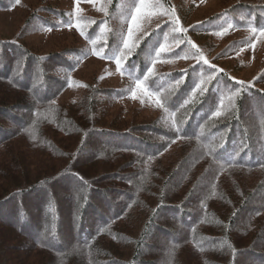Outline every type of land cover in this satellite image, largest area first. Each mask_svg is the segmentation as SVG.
<instances>
[{
  "label": "trees",
  "instance_id": "16d2710c",
  "mask_svg": "<svg viewBox=\"0 0 264 264\" xmlns=\"http://www.w3.org/2000/svg\"><path fill=\"white\" fill-rule=\"evenodd\" d=\"M100 3L101 13H76L81 41L61 49L26 38L63 30L70 12L52 0H25L16 35L0 36V225L28 251L16 264H264V72L239 80L195 46L221 27L264 25V1L232 0L190 23L169 0ZM141 5L166 13L139 39L125 25ZM88 45L103 50L85 61L112 63L129 81L76 80ZM182 56L193 62L155 66ZM137 81L160 101L155 116L101 124L98 107ZM73 86L82 95L64 104Z\"/></svg>",
  "mask_w": 264,
  "mask_h": 264
},
{
  "label": "rangeland",
  "instance_id": "374dc122",
  "mask_svg": "<svg viewBox=\"0 0 264 264\" xmlns=\"http://www.w3.org/2000/svg\"><path fill=\"white\" fill-rule=\"evenodd\" d=\"M24 1L25 0H20L19 4H12L9 8H0V36L12 37L16 35L26 14L24 5L22 6ZM52 1L67 9V11L70 12L71 17L67 23L61 25L63 30L49 29L43 32L42 39L38 36H26L29 41L35 40V38L40 40L42 48H48L50 46L58 47L63 41L65 43L66 40H71L72 35L75 36L77 41H81L80 37L73 30H71L73 27H78V25H80V21L79 18H77L76 13H101L104 10L100 0ZM169 1H173V6L169 7V9L176 13L181 21L184 17L181 18L180 16L184 15L185 21L190 23L197 22V20H203L214 11L227 5L232 0ZM149 6L141 5L138 8L139 11L136 10L132 19L126 23L125 29L128 34L131 32V34H134L137 38L141 39L146 35L148 30L156 24V21L159 20V14L166 13V8L152 9ZM261 29H264V25L259 27H221L215 32L213 31L196 38L198 42V45H195L196 50L201 56H203V59L207 61V63H210L215 67L216 71L222 70L224 73H227L239 80L254 79L264 72V34H262ZM129 41L131 42L132 40ZM201 42L204 44L207 51H205ZM233 42H237V44H233L229 51L227 48L225 51H222L226 46H230ZM63 46L64 44L62 43L59 46V49ZM96 50L101 51L103 48ZM96 50H93L91 45H88L85 50L87 53L85 56H76V69L75 75H73L76 80H88L89 82H92L99 73H102L104 76L103 82H107L108 85L118 86L129 81L126 77H124L120 69L117 71V68H113L112 63L98 61V58L96 56L94 57V55H92L89 61H85V57H89V53H95ZM198 58L199 57H197L195 61H197ZM192 62L193 61H191L188 56H182L177 58V60H170L169 62L164 60L155 61V66L157 69L177 66L186 67ZM73 76L71 75V78H73ZM100 77L102 78V76ZM141 85L142 86L140 87L135 86L132 88V90L120 99L116 100V103L110 107H108L109 103L107 105L101 104L98 107V115L100 116L99 118L101 119V124L114 122L113 124H115V127L125 128L130 122H146L155 116V112L159 110L156 108L157 104L153 99L149 98L150 96L147 95V88L143 82H141ZM261 86H264V83H262ZM82 92L83 89L81 87L73 86L61 94V102L63 101L65 104V102L69 99L82 95ZM133 93H135V95H133ZM149 93L152 94V98H156L153 95L156 94L155 92L149 91ZM113 117L116 118L115 121H113ZM53 164L58 165L59 162L53 161L50 165ZM260 174H262V172H256L255 175L252 173L253 176L247 177H257ZM252 179L254 180L255 178ZM4 205L5 211L10 208L14 211L12 201H6ZM28 206L26 207L27 209ZM29 208L31 211L30 215L32 214L34 217L37 216V212L32 209L31 205ZM0 211L2 212V210ZM13 232L14 231L10 227L0 225L1 264L19 263L22 257L28 252L26 249H20L25 245L23 242L19 243L20 239L17 240L15 238L16 235H14ZM4 240L9 241L3 246ZM13 241L16 244L10 246ZM19 244L22 246H18ZM7 256H10L11 261H7Z\"/></svg>",
  "mask_w": 264,
  "mask_h": 264
},
{
  "label": "snow or ice",
  "instance_id": "6c2138e0",
  "mask_svg": "<svg viewBox=\"0 0 264 264\" xmlns=\"http://www.w3.org/2000/svg\"><path fill=\"white\" fill-rule=\"evenodd\" d=\"M16 3H19V0H16ZM137 11H139V9H137ZM261 32H262V34H264V29H261ZM129 35H131V32H129ZM124 47L125 48H128L129 47L127 41L125 42ZM161 51H164V49L161 48ZM117 63L119 64V59L117 60ZM205 63H207V61H205ZM137 86L138 87L142 86L140 81H137ZM197 87H199V86H197ZM200 90H201L202 93L205 91V89H203V88H201ZM133 95H135V93H133ZM156 103H157V105H159L160 104V101L157 100ZM217 114H219V113H217Z\"/></svg>",
  "mask_w": 264,
  "mask_h": 264
}]
</instances>
